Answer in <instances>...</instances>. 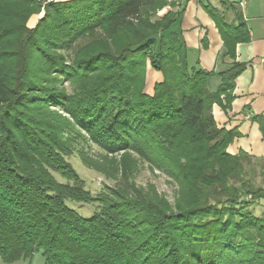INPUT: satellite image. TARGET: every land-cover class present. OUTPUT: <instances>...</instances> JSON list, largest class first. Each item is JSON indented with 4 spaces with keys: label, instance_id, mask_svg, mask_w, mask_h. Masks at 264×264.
Returning a JSON list of instances; mask_svg holds the SVG:
<instances>
[{
    "label": "trees",
    "instance_id": "1",
    "mask_svg": "<svg viewBox=\"0 0 264 264\" xmlns=\"http://www.w3.org/2000/svg\"><path fill=\"white\" fill-rule=\"evenodd\" d=\"M222 3L225 11L205 6L231 61L217 72L202 68L199 51L186 44L185 7L151 21L150 12L175 1L0 0L4 263L41 252L44 264H264V215L253 208L264 199V157L229 153L241 134L220 128L212 113L216 103L231 108L246 68L236 46L250 41L242 14L229 19L226 10L235 9ZM101 32L116 45L77 49ZM148 65L163 73L153 95L145 91ZM253 120L264 137V117ZM89 140L108 155L124 151L110 162L124 170L127 186L95 197L85 189L66 156ZM130 151L174 177L181 187L175 206L152 186L131 184L137 162ZM70 201L102 208L87 217Z\"/></svg>",
    "mask_w": 264,
    "mask_h": 264
},
{
    "label": "crops",
    "instance_id": "2",
    "mask_svg": "<svg viewBox=\"0 0 264 264\" xmlns=\"http://www.w3.org/2000/svg\"><path fill=\"white\" fill-rule=\"evenodd\" d=\"M176 6L162 9L163 15L169 10L185 7L179 28L192 50L199 51L200 66L217 72L230 68V60L224 58V42L215 21L207 13L205 6L213 5L225 11L223 1L235 10H226L229 19L240 12L247 24L250 41L236 46V60L246 64L245 70L236 79L234 100L230 109L225 110L214 104L212 113L220 128L237 129L241 136L229 146L228 152L237 154L240 150L264 156V137L254 116L264 117V0H170ZM241 2L244 5H241ZM204 45H207L204 47ZM220 77L209 82L210 91H216ZM224 98V96H222Z\"/></svg>",
    "mask_w": 264,
    "mask_h": 264
},
{
    "label": "rangeland",
    "instance_id": "3",
    "mask_svg": "<svg viewBox=\"0 0 264 264\" xmlns=\"http://www.w3.org/2000/svg\"><path fill=\"white\" fill-rule=\"evenodd\" d=\"M37 1L46 4L50 1L60 0ZM44 12L45 9L43 8L41 13L33 14L29 18L27 26L29 28H34L38 24L39 20L44 16ZM150 13V19L152 22H155L158 16H163L162 11ZM108 42L112 45H116L113 39H107L101 32V34L95 36L94 38L89 37L79 41L77 49L85 46L88 47V45L94 46V49H98L101 45ZM77 49H75V51ZM75 51L72 53V55H75ZM66 53L71 54L69 52ZM192 65H195V63L190 62V66ZM161 80H163V73L148 65L145 87L146 93L153 95L155 83ZM65 86L67 87L68 91L72 93L73 84L70 81H65ZM123 153L124 151H121L116 155H108L102 148H100L98 145L89 140L81 141L79 147H76L74 152L72 154L67 155L66 158L73 165V167L82 177V179L85 181V189L89 190L91 194L95 197L99 196L104 192H110L111 188L127 186V184L129 183L128 180L124 177L126 174L124 170L122 168H115V165L110 162V158H116L117 161H121ZM130 153L133 156V158H130V160H134L135 162H137V168L134 169L133 172L130 174V182H132L131 184H134L137 187L145 190L152 186L156 193L163 196L171 205L175 206L177 198L181 195V187L175 181L174 177H172V175L168 173L165 169L157 167L156 165H153L150 161L145 159L148 157H142L136 154L134 151H130ZM248 154L250 156H254V158L264 157L252 153ZM57 177L60 181H65L60 176ZM262 178L263 177L259 176L257 178V182H261ZM125 189L128 190L129 188ZM129 192L133 191L131 190ZM69 203L74 208H76L81 214L87 217L99 212V210L102 208V204L99 201H92L90 203L70 201ZM253 208L254 213L256 215L263 216L264 199L260 200L257 204L255 203ZM44 262L45 257L42 255L41 252H39L35 254L32 260L22 259L20 261L10 264H44ZM0 264L8 263H4L0 257Z\"/></svg>",
    "mask_w": 264,
    "mask_h": 264
},
{
    "label": "built area",
    "instance_id": "4",
    "mask_svg": "<svg viewBox=\"0 0 264 264\" xmlns=\"http://www.w3.org/2000/svg\"><path fill=\"white\" fill-rule=\"evenodd\" d=\"M241 5H244V3L241 2ZM262 61H263V63H264V57L262 58Z\"/></svg>",
    "mask_w": 264,
    "mask_h": 264
}]
</instances>
